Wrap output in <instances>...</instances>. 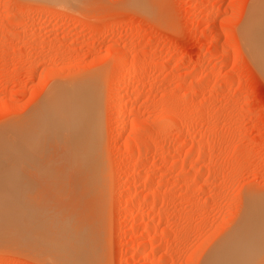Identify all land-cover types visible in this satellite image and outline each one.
<instances>
[{
    "label": "rangeland",
    "instance_id": "1",
    "mask_svg": "<svg viewBox=\"0 0 264 264\" xmlns=\"http://www.w3.org/2000/svg\"><path fill=\"white\" fill-rule=\"evenodd\" d=\"M144 1L0 0V130L60 82L102 76L105 180L87 186L52 147L65 182L23 165L10 186L90 222L104 264H201L264 197V70L246 34L258 0ZM2 247L0 264H51Z\"/></svg>",
    "mask_w": 264,
    "mask_h": 264
},
{
    "label": "bare ground",
    "instance_id": "2",
    "mask_svg": "<svg viewBox=\"0 0 264 264\" xmlns=\"http://www.w3.org/2000/svg\"><path fill=\"white\" fill-rule=\"evenodd\" d=\"M143 4L148 7L154 6L155 9L154 7L152 9L156 12L153 0H145ZM248 25L246 34L251 45V57L264 70V0L257 1ZM131 74L130 67L126 66L121 77L123 86L129 83ZM101 77V74H92L60 82L51 88L30 115L21 122L10 124V127L5 128L9 129L8 131L0 130V244L3 247L4 244L15 245L18 248L21 246L20 252L24 253L22 248L25 246V249L29 248V253L35 255L34 258L42 257V260L44 258L51 264L103 263L96 242V227L90 226V222L89 225H83L84 222L79 224L80 221L75 216L77 214L70 213V209L67 213L71 215L61 211L49 212L44 208L48 202L42 204L44 193H39L43 194L39 197L38 192H33L31 200L19 197L15 193L17 191L13 182L20 178L18 173L24 166L35 170L37 168L36 175L38 173L45 182L50 180L52 183V178L54 185L57 181L65 182L67 173L65 172L64 176L63 173L59 175L57 173L60 172L55 171L56 175L50 164L53 156H49V152L52 147L61 152L63 159L60 157V160L67 166L65 168L83 174L87 186L96 187L105 180L107 169L100 144ZM120 117V129L123 130L127 114ZM54 152L55 155L60 154L56 150ZM48 158L51 160L49 163ZM41 185L44 186L43 183ZM62 193L61 195L64 194ZM258 196L252 193L247 197V204L245 203L240 219L201 264H264V199H262L264 197ZM70 208L72 211L71 206ZM145 246L144 240L139 242V248Z\"/></svg>",
    "mask_w": 264,
    "mask_h": 264
}]
</instances>
